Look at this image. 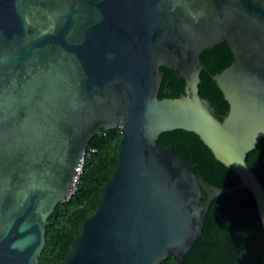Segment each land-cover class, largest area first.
<instances>
[{"label": "water", "instance_id": "water-1", "mask_svg": "<svg viewBox=\"0 0 264 264\" xmlns=\"http://www.w3.org/2000/svg\"><path fill=\"white\" fill-rule=\"evenodd\" d=\"M227 42L213 78L220 120L199 94L200 54ZM185 79L160 98L161 67ZM121 128L118 166L59 264H160L185 255L211 200L264 186L246 161L264 136V0H0V264H39L47 222L76 189L90 140ZM198 134L241 183L217 187L164 131Z\"/></svg>", "mask_w": 264, "mask_h": 264}, {"label": "trees", "instance_id": "trees-1", "mask_svg": "<svg viewBox=\"0 0 264 264\" xmlns=\"http://www.w3.org/2000/svg\"><path fill=\"white\" fill-rule=\"evenodd\" d=\"M205 68L201 72L199 94L210 111L220 120L229 112L230 104L213 78L234 62L227 42L208 48L200 54ZM164 78L160 98L180 97L185 79L167 67H161ZM121 128L104 130L95 135L84 155L76 189L60 202L47 222L46 245L39 264H59L72 250L75 234L82 219L92 215L100 200L103 186L118 166ZM158 143L169 146L196 166L204 178L217 187L241 183L240 176L222 161L195 132L184 129L164 131ZM246 161L264 186V136L248 154ZM160 264H179L170 256ZM182 264H264V226L253 192L240 188L214 197L204 222L203 232L187 252Z\"/></svg>", "mask_w": 264, "mask_h": 264}, {"label": "rangeland", "instance_id": "rangeland-1", "mask_svg": "<svg viewBox=\"0 0 264 264\" xmlns=\"http://www.w3.org/2000/svg\"><path fill=\"white\" fill-rule=\"evenodd\" d=\"M80 172H81V171H80ZM79 174H80V173H79ZM78 177H79V176H78ZM77 180H78V178H77ZM77 180H76V182H77ZM76 182H75V183H76Z\"/></svg>", "mask_w": 264, "mask_h": 264}, {"label": "built area", "instance_id": "built-area-1", "mask_svg": "<svg viewBox=\"0 0 264 264\" xmlns=\"http://www.w3.org/2000/svg\"><path fill=\"white\" fill-rule=\"evenodd\" d=\"M81 171V170H80Z\"/></svg>", "mask_w": 264, "mask_h": 264}]
</instances>
